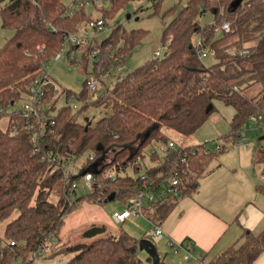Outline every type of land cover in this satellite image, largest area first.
<instances>
[{
    "label": "trees",
    "instance_id": "trees-1",
    "mask_svg": "<svg viewBox=\"0 0 264 264\" xmlns=\"http://www.w3.org/2000/svg\"><path fill=\"white\" fill-rule=\"evenodd\" d=\"M110 1L112 9L103 10L110 33L87 46L88 54L97 51L94 69L99 64L104 71L121 64L116 62L118 58L123 57V63L148 34L142 28H111L108 21L114 12L126 2L138 0ZM234 1L187 0L182 7L166 9L160 16L164 26L160 39L163 55L155 54L128 74L119 75L96 101H89L87 78L81 92L63 91L67 102L59 109L57 103L62 95L55 96L53 87L45 89L46 103L51 106L47 113L53 114L45 121L36 143L32 142L33 129H27L13 115V121L21 122L17 131L12 129L13 121L8 122L6 129L0 127V224L9 219L0 234V264L25 259L27 254L40 252L44 243L55 241L68 211L65 161L93 152L95 159L88 160L85 170L89 168L93 174L94 187L83 196L96 199L100 194L109 199L113 194V200L126 204L137 193L158 186L164 177L172 175V166L157 153H150L154 164L146 167L147 181L128 172L142 168L147 148L169 140L165 130L185 136L194 134L216 110L214 101L220 100L235 110L230 134L225 139L234 145L249 117L264 114V0H243L233 8ZM162 2L152 1L154 14L160 13ZM65 9L64 0H7L0 7L2 28L14 31L0 46V109L25 100L35 80L43 76L44 66L62 51L65 37L82 30L90 20L86 5L72 16H63ZM208 12L213 14V23L201 26L200 17ZM225 22H230V31L223 30L219 35L217 28ZM198 38L214 58L210 66L199 58L195 46ZM244 50L247 53H242ZM254 84H261L262 90L255 96L246 95L244 90ZM73 97L82 101V107L75 112L69 105ZM91 106L103 107L105 115L95 123L80 122L79 116ZM261 130L264 132V126ZM192 147H182L174 153L177 156L182 149ZM227 149L223 145L208 154L195 149L194 156L177 165L180 172L186 170V174L181 173L180 196L150 202L145 216L160 225L180 199L196 193L199 179L211 161ZM108 150L114 151L111 164L95 170L94 164H99V157ZM253 161L264 163V147L253 150ZM79 175L71 174L72 181ZM58 184L61 195L52 201L51 193ZM257 190L264 195V184ZM139 240L122 230L89 243H69L62 253L69 258L60 264H152L149 256L146 261L140 259ZM263 251L264 230L257 234L245 230L240 242L217 254L208 264H254ZM28 264H33V257Z\"/></svg>",
    "mask_w": 264,
    "mask_h": 264
},
{
    "label": "rangeland",
    "instance_id": "rangeland-1",
    "mask_svg": "<svg viewBox=\"0 0 264 264\" xmlns=\"http://www.w3.org/2000/svg\"><path fill=\"white\" fill-rule=\"evenodd\" d=\"M105 1L106 0H102L98 6H95L94 4L86 5V15L90 18V20L95 21L99 18H103V10L110 11L112 9V2L110 0ZM152 1L153 0H138L126 2L114 12V15L108 21V25L111 28L116 25H122L125 29H127V31L142 28L147 30L148 34L143 37L141 44L135 47L130 55L126 56L123 63V57L118 58V61L116 62L121 64L117 67L113 66L109 70H106L110 71L111 75L103 79L104 81L100 82L98 90L94 92L93 95H89V101H96V98L104 93L107 86L112 87L116 83L119 74L121 76L128 74L130 71L151 59L159 49L163 55L165 49L160 47V39L164 26L160 16L170 7L176 5L182 7L187 0H163L159 14H154ZM6 2L7 0H0V7L5 5ZM73 2L74 0H64L66 6H72ZM213 18L212 12L206 13L200 17V25L205 26L206 24L213 23ZM88 21L82 30L75 33V36L83 41L81 47L76 48L73 44L64 45L63 50L60 52L61 57L57 59V55L54 56L44 66L45 72L49 75V80L55 85L57 90L56 96L62 95L65 90H70L76 93L81 92L86 78L92 77L94 74V56L93 54H88L87 46L91 43L96 44L97 42L102 41L108 36L111 29H104L101 32H97L88 24ZM222 32L223 30H221L220 27L217 28V33L219 35H221ZM13 34V30L2 28L0 19V46H3L7 39L12 37ZM230 51L233 52V48H231ZM95 52L97 53V51ZM203 62L207 66H210L214 63V58L209 54L204 58ZM116 68L120 70V73H118ZM102 72L105 71L103 66L100 65V73ZM262 88L261 84H254L245 89L244 93L248 96H255L262 90ZM66 102V95H62L58 100L57 108L59 109V107L65 105ZM21 104H23V100L16 102L15 104H10L5 109L6 113L0 118V127L2 129H6L8 122L13 121V119L10 118V114ZM214 104L216 110L194 134L185 136L172 129H168L166 132L167 139L174 141L178 147L205 145L208 149H214L217 145L220 147L225 145L228 148L227 151L222 154L217 153V155H220L211 161L209 167H215L217 161H220L221 159H226L224 161L227 166V164L231 162L229 159L235 162H237L236 160L238 159L235 155L236 152L231 154L235 149V145H233L232 142L226 143L225 141L227 136L230 134V125L235 110L232 106L226 105L220 100H215ZM69 105L72 107L73 112H75L82 107V101L73 100L71 98L69 100ZM74 106H77V108H74ZM52 114L53 112L46 113L44 116L45 120ZM104 115L105 110L103 107L91 106L79 116L78 120L80 122L89 121L91 123H95ZM45 120L41 118L40 122L35 121V127L33 128L35 133L34 136H37V134H43ZM263 126L264 124L261 125V127ZM261 137H264V132L261 128L255 127L250 121H247L246 134H243V137L238 138L237 141L244 140L243 147L250 149L252 152L254 149L264 147V138L260 139ZM163 144L164 143L157 142L151 145V148H147L145 150L146 157L143 161L142 168L138 171L128 169V172L134 177L144 175L146 167H151L154 164L150 158V153L153 152L155 148L159 151ZM113 155L114 151L108 150L102 157H99L98 160L101 158V161L98 164V168L100 169L104 168L106 165H110ZM94 156L93 152H86L78 159L65 161L66 163H69L65 168L67 174H69L67 177L68 183H66L65 192V199L68 202V211L65 213L62 227L59 229L55 241L52 243H44L40 248V252H38L39 254L37 252L27 254L25 259H16L12 264H28L31 257H33V264H60V262H65L67 258H69V256L62 254L65 249V245L69 243H89L98 238L115 236L122 230L127 231L139 239L151 237L149 229L152 224L150 220L148 221L142 216L127 220L123 224H117L112 220L111 212H121L124 209L122 201L115 199L113 201H106L105 203L100 204L98 201V196H100V194L96 197V199L83 196L87 193V191L84 189L82 173L87 168L85 164L89 162L88 160L94 161ZM88 157L90 158L88 159ZM235 162L233 163L235 164ZM262 168H264V163L262 164L261 169ZM87 170L89 173V168ZM71 174L81 175H79L74 182L71 179ZM105 175L109 174L106 173ZM201 180L202 179L200 178L199 183ZM101 182H105V179H102ZM74 183L76 184V190L75 192H72L70 188H72ZM110 187L111 186L108 185V188ZM61 191V186L58 184L51 193L50 199L52 201H57L61 195ZM78 198H80V200H78ZM145 205L146 207H149V202L147 200L145 201ZM146 213H148V210ZM17 214L18 213L16 211L14 216H17ZM8 221L9 219L0 224V234L3 233ZM100 228H105V230ZM143 235H145V237H143ZM154 243L160 254L162 264H182L183 253L181 251L179 253H175V251L166 243V240H161L159 242L154 241ZM139 256L142 261H146L148 258V254L145 251H139ZM189 264L199 263L195 259H192L189 261Z\"/></svg>",
    "mask_w": 264,
    "mask_h": 264
},
{
    "label": "crops",
    "instance_id": "crops-1",
    "mask_svg": "<svg viewBox=\"0 0 264 264\" xmlns=\"http://www.w3.org/2000/svg\"><path fill=\"white\" fill-rule=\"evenodd\" d=\"M243 146L235 145L231 153L236 152L237 162L229 159L226 166V159L217 161L206 170L196 193L178 201L160 222L162 240L167 244L190 241L195 255L208 263L240 242L245 230L254 234L264 230V195L257 190L264 184L263 163H254L253 151ZM254 264H264V251Z\"/></svg>",
    "mask_w": 264,
    "mask_h": 264
},
{
    "label": "built area",
    "instance_id": "built-area-1",
    "mask_svg": "<svg viewBox=\"0 0 264 264\" xmlns=\"http://www.w3.org/2000/svg\"><path fill=\"white\" fill-rule=\"evenodd\" d=\"M102 0H74L72 6H68L64 13L63 16H72L74 15L75 11L79 9L82 5H88V4H94L95 6H98ZM108 1V0H106ZM105 1V2H106ZM88 24L94 28L97 32H101L104 29H109L106 26L104 18H99L97 20H89ZM221 30L224 31H230V22H225L221 27ZM83 41L76 37L75 34L69 33L65 37V43L64 45L66 46L67 44H73L77 48L81 47V44ZM199 58L201 60H204L205 57L208 56V49H206L203 46V42L201 38H198L195 43ZM242 53H247L246 50L242 51ZM97 53H93V56L95 57ZM161 54L160 49L156 52V55L159 56ZM61 57V54H57V59ZM120 65V64H119ZM119 65H116L114 67H117ZM117 69V68H116ZM118 73H120V70L117 69ZM111 75L110 71H105L100 73V65L95 66V71L92 77L87 78L86 80V87L88 90L89 95H93L94 92L98 90V86L100 85L101 81H104L103 79L109 77ZM120 75V74H119ZM48 87H53L54 94L56 96V88L55 85L52 81L49 80V75L44 72L42 77H39L38 79L35 80L34 84L30 87V93L28 97L23 100V104H21L19 107L16 108L10 114V116H15L16 119H20V121L24 122V125L27 129H33L35 121L41 120V118H44L45 114L47 111L51 108L49 104L46 103V97L47 93L45 92V89ZM73 100H79L77 97H73ZM74 108H77V106H74ZM1 114H5L6 110L4 108L0 109ZM51 113V112H49ZM20 121L15 120V124L12 126L13 131H17L19 127V123L21 124ZM47 121V119L45 120ZM249 121L251 124L255 127H260L261 125L264 124V114L260 113L257 115H252L249 117ZM49 123H52V120L49 121ZM247 131V122L244 123L241 126V129L238 131V138L243 137V134L245 135ZM166 132V130H165ZM40 137L38 136H33L32 142L36 143L37 140ZM247 140V139H246ZM244 144V140L237 141L234 145H242ZM182 147H178L177 144L172 141L168 140L167 142H164L162 147H160V150L157 151L155 148L153 152L151 153H157L159 154L164 161H166L168 164H170L172 167L170 169V172L172 175H169L168 177H164L161 182L159 183L158 186H155L153 188H150V190H144L139 193H137L133 198L128 200L126 204H124V209L121 212H111V218L112 220L117 223V224H122L126 222L127 220L134 219L138 216H145V201L147 200L149 203L150 202H157V201H166L169 199H175L180 196V186L182 185V174H186V170L184 169L182 172L177 169V165L180 164V162H186L187 158L190 156H194L196 153L195 149H200L202 152L208 154L211 151H218L220 149V146L217 145L214 149H208L206 148L205 145H193L191 150H186L182 149L180 151L179 155H175V151L179 150ZM52 159L53 155L50 156ZM48 158V157H47ZM90 158V157H89ZM69 163L64 162L65 168L68 166ZM63 170L64 174V182L65 185L68 183V176L67 171ZM141 168L139 167L138 170ZM146 171L144 172V175H141L140 178L143 179L144 181H147ZM83 180H84V189H86L87 193L93 191V174L91 172L86 173L83 175ZM72 192H75L76 190V184L74 183L72 188H70ZM108 199L104 198L103 196H98V201L100 204H103L107 201ZM152 226L149 229V234L151 235L150 239L154 242H159L163 239L165 236L164 231L162 230L160 225H156L155 223L151 222ZM168 245L175 251V253H179L180 251L183 253V261L182 264H189V261L192 259H195L199 264H208L202 256H197L194 253V247L193 243L190 241H187L185 243L177 244L174 243L173 241L169 242Z\"/></svg>",
    "mask_w": 264,
    "mask_h": 264
},
{
    "label": "water",
    "instance_id": "water-1",
    "mask_svg": "<svg viewBox=\"0 0 264 264\" xmlns=\"http://www.w3.org/2000/svg\"><path fill=\"white\" fill-rule=\"evenodd\" d=\"M243 0H235L232 4L233 8H236L239 6ZM264 137H261L260 139H263ZM98 167V164H94V169L96 170ZM96 172V171H95ZM88 173V170H84L82 175ZM114 199V195L112 194L108 201H112ZM139 251H145L148 256L152 259V264H160L161 262V257L158 252V249L155 245V243L150 239V238H142L139 240Z\"/></svg>",
    "mask_w": 264,
    "mask_h": 264
}]
</instances>
